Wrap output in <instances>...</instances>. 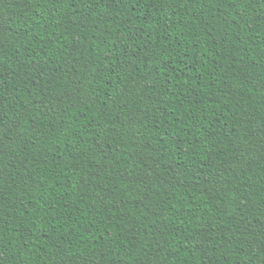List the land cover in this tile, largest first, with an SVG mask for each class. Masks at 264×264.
Wrapping results in <instances>:
<instances>
[{
  "label": "trees",
  "instance_id": "16d2710c",
  "mask_svg": "<svg viewBox=\"0 0 264 264\" xmlns=\"http://www.w3.org/2000/svg\"><path fill=\"white\" fill-rule=\"evenodd\" d=\"M0 264H264V0H0Z\"/></svg>",
  "mask_w": 264,
  "mask_h": 264
}]
</instances>
